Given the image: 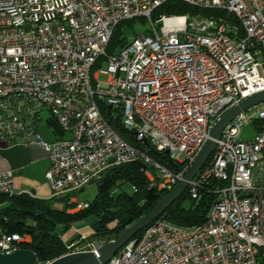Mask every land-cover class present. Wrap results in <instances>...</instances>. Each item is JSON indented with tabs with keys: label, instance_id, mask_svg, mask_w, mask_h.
I'll return each mask as SVG.
<instances>
[{
	"label": "built area",
	"instance_id": "built-area-1",
	"mask_svg": "<svg viewBox=\"0 0 264 264\" xmlns=\"http://www.w3.org/2000/svg\"><path fill=\"white\" fill-rule=\"evenodd\" d=\"M168 1L0 0V140L46 153L52 194L69 196L70 212L89 208L77 194L105 169L138 160L150 188L170 191L217 123L264 92V0H177L216 14L153 19ZM138 18L149 21L151 33L110 53L115 29ZM253 107L227 125L190 182L197 200L207 184L219 182L206 221L157 220L107 264H264V102ZM45 111L64 131L55 141L38 130ZM112 121L169 155L178 169L133 146ZM258 121L253 140H237L242 127ZM0 194H16L13 170L0 172ZM30 239L1 232L0 251ZM106 244L82 235L61 257L99 258Z\"/></svg>",
	"mask_w": 264,
	"mask_h": 264
},
{
	"label": "trees",
	"instance_id": "trees-1",
	"mask_svg": "<svg viewBox=\"0 0 264 264\" xmlns=\"http://www.w3.org/2000/svg\"><path fill=\"white\" fill-rule=\"evenodd\" d=\"M214 14H216L215 10L202 9L171 0L157 8L152 17L153 19H158L161 15L204 17ZM134 20L125 21L115 29L108 48L110 53L127 43L120 38L118 28ZM105 113L110 115L109 107L105 109ZM262 123V121L256 123L258 128ZM112 124L118 133L133 146L142 149L150 148L148 153L153 159L171 171L178 169L169 155L157 151L148 143L136 141L131 133L123 129L120 122L112 121ZM93 182H96L98 186L96 197L93 201H89L88 209L77 212L69 211L71 209L68 203L69 196L41 199L27 193H16L12 196L0 194L1 232L30 236L29 241H24L19 246L35 254V264H44L66 254V245L79 240L84 235L82 232L78 233L67 241L63 238L74 225L83 222L86 218L92 217L93 220L89 224L91 235L84 236L88 240H103L108 244L118 239L127 228L147 215L168 193L150 188V182L145 174V164L141 160L110 166L98 180ZM218 185L219 182L212 180L201 192V198L198 200L193 199L187 190L158 221L168 220L181 226L203 224L218 197V194L213 191ZM60 201L64 205L56 206V202ZM142 234L143 231L135 238H140Z\"/></svg>",
	"mask_w": 264,
	"mask_h": 264
},
{
	"label": "water",
	"instance_id": "water-1",
	"mask_svg": "<svg viewBox=\"0 0 264 264\" xmlns=\"http://www.w3.org/2000/svg\"><path fill=\"white\" fill-rule=\"evenodd\" d=\"M262 102H264V92L246 99L241 103L240 106H237L228 112L212 130L210 139H208L206 142L201 154L186 173L184 179L181 180L173 189L168 191L162 200L147 215L127 228L118 239L101 247L99 258L91 252L76 253L60 257L52 261L50 264L109 263L122 247L135 238V236L141 231L157 221L175 202H177L183 196V194L187 191L190 182L193 181L197 174L204 168L211 155L215 152L217 140L221 138L222 133L227 125L243 111ZM51 125L60 137L64 135V131L56 121H52ZM83 191L84 189L80 190V192ZM35 261V254L30 250L18 249L10 253L0 251V264H35Z\"/></svg>",
	"mask_w": 264,
	"mask_h": 264
},
{
	"label": "crops",
	"instance_id": "crops-1",
	"mask_svg": "<svg viewBox=\"0 0 264 264\" xmlns=\"http://www.w3.org/2000/svg\"><path fill=\"white\" fill-rule=\"evenodd\" d=\"M42 121L43 113L38 125L39 132ZM52 121L54 120L50 116L48 124L51 127ZM53 134L55 135L54 139L49 141H55L60 137L54 129ZM49 168L50 161L42 149L19 145L12 146L3 140H0V172L8 170L14 171V189L16 193H27L33 197L41 199H50L54 197L46 178V173ZM84 227L85 226H74L64 235V240L67 241L72 239L74 236L78 235V233H80L79 231Z\"/></svg>",
	"mask_w": 264,
	"mask_h": 264
},
{
	"label": "rangeland",
	"instance_id": "rangeland-1",
	"mask_svg": "<svg viewBox=\"0 0 264 264\" xmlns=\"http://www.w3.org/2000/svg\"><path fill=\"white\" fill-rule=\"evenodd\" d=\"M197 20H200L199 18ZM159 27V26H157ZM118 32L120 34V38L124 39L127 42L133 41L136 37L142 34H150L151 33V25L149 21H146L144 19L138 18L134 21H131L129 23H124L118 28ZM119 48V47H118ZM117 48V49H118ZM105 67V66H103ZM107 76H100L101 80H106ZM258 106V105H256ZM257 107H253L251 112L255 111ZM50 118V114L45 111L43 112V121L40 125V133L43 136V139L46 141H49L51 139H54L53 129L48 124V119ZM257 124H248L242 127L240 134L237 137L238 141H250L253 140L257 135ZM188 190V189H187ZM98 192V186L96 182H91L87 186H85L83 192H79L77 194V199L80 201H93L96 197ZM64 205L63 202H56V206L62 207ZM93 220L92 217L86 218L81 224L74 225L75 227L79 226H85L83 229H81L79 232L83 233L86 236L91 235V227L88 225ZM67 236V235H66ZM67 238V237H65Z\"/></svg>",
	"mask_w": 264,
	"mask_h": 264
}]
</instances>
